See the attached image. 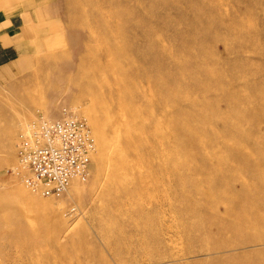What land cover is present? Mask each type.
<instances>
[{
  "label": "rangeland",
  "instance_id": "374dc122",
  "mask_svg": "<svg viewBox=\"0 0 264 264\" xmlns=\"http://www.w3.org/2000/svg\"><path fill=\"white\" fill-rule=\"evenodd\" d=\"M9 1L23 25L0 66V138L17 118L0 149V264H264V0ZM121 108L119 185L92 117ZM37 116L82 117L94 137L87 177L57 196L10 170ZM14 189L56 214L32 228Z\"/></svg>",
  "mask_w": 264,
  "mask_h": 264
},
{
  "label": "built area",
  "instance_id": "2783aa9c",
  "mask_svg": "<svg viewBox=\"0 0 264 264\" xmlns=\"http://www.w3.org/2000/svg\"><path fill=\"white\" fill-rule=\"evenodd\" d=\"M16 147L17 164L11 172L41 195L57 196L71 178L87 177L95 141L82 117L37 116L27 124Z\"/></svg>",
  "mask_w": 264,
  "mask_h": 264
},
{
  "label": "bare ground",
  "instance_id": "6f19581e",
  "mask_svg": "<svg viewBox=\"0 0 264 264\" xmlns=\"http://www.w3.org/2000/svg\"><path fill=\"white\" fill-rule=\"evenodd\" d=\"M108 87H110V85ZM117 90H118V88H117ZM119 105H117V106H119V107L122 106L121 104H119ZM117 110L116 111L102 110L101 113H96L95 115H93L92 118L94 121V125L96 126V130L99 134V137L101 138V140L99 142V147H98L99 152L97 154V159L101 163L104 162V160L105 161L109 160V161L115 162V164H116L115 169H113V175L115 178H113V179H115L117 184H119V183H121V180H120L121 178L119 177L121 172H119V171L123 170V172L129 174L128 172L131 170L132 165H129L127 163L124 164L121 157L118 155V152H116L114 150V145H115L114 142L117 141V139H118L120 143L122 142L127 147H132L133 139H132V135L129 133L130 127L127 124V122H126L127 120H126V118H124V116L125 115H132L133 116L132 113H134V112H132V110H129V109L127 110L124 108L117 109ZM13 112H15V111H13ZM99 114H103L105 116V118L103 120H105V122H110V124L102 126L101 125L102 118L99 117ZM51 116H53V115H51ZM110 118L112 119V121L110 120ZM9 120H10V123L7 124V128L2 132V137L0 138V149L5 148L8 145V142H9L8 140H9L11 134L13 133V130L15 129V124L17 123V122L15 123L17 118L15 119L14 116L12 117V120H11V116H10ZM118 123H120V124H118ZM120 128L124 129L123 134L116 136V131L120 130ZM111 143H114V145L112 146ZM119 148H121V147H119ZM108 151H110L111 153H108ZM129 161H131L130 158H129ZM129 161H128V163H129ZM70 180H71V186L75 187L77 185L78 179L71 178ZM70 180H69V182H70ZM72 190H73V188H72ZM75 190H76V188H75ZM72 194H73V192H72ZM5 196H7V199L18 200V201L23 202L22 206L20 205L23 208L20 210V213L25 218V220L32 226V228H34L36 226L35 223H36V219L38 217H41V219L45 220V222H48L51 220V217H53L56 214V211H54L53 208H51L49 206V201H42L41 203L43 206L42 207L40 206L41 207L40 208L39 207V201L31 200V198L29 197V194L25 193L24 191H22L20 189H14V190L8 192ZM124 207H125V205H124ZM32 208H34V210H32ZM69 226H71V225H69ZM71 227H73V226H71ZM65 231H66L65 234L69 233V230L65 229ZM36 257H37V255H36Z\"/></svg>",
  "mask_w": 264,
  "mask_h": 264
},
{
  "label": "crops",
  "instance_id": "0c3cea01",
  "mask_svg": "<svg viewBox=\"0 0 264 264\" xmlns=\"http://www.w3.org/2000/svg\"><path fill=\"white\" fill-rule=\"evenodd\" d=\"M2 1L3 0H0V2ZM9 2L11 1L5 0V3H0V66L16 58L20 49L18 36L23 25V20L21 19V17H17L19 16L18 13H8V11L3 8V5ZM35 57L36 56L22 58L17 62L12 70L5 72L12 73L18 69L21 71L27 68L30 69V66H33ZM21 74L22 73L18 75ZM4 76L9 75H3V73L0 72V80L5 79Z\"/></svg>",
  "mask_w": 264,
  "mask_h": 264
}]
</instances>
